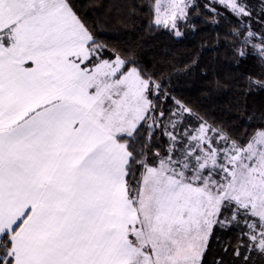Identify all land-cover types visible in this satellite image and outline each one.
Returning a JSON list of instances; mask_svg holds the SVG:
<instances>
[{"label":"snow or ice","instance_id":"snow-or-ice-1","mask_svg":"<svg viewBox=\"0 0 264 264\" xmlns=\"http://www.w3.org/2000/svg\"><path fill=\"white\" fill-rule=\"evenodd\" d=\"M214 3L237 55L264 61L248 0ZM191 7L150 5L176 36ZM108 51L71 0H0V264H204L217 228L237 229L244 264L264 254V126L241 139L193 123Z\"/></svg>","mask_w":264,"mask_h":264},{"label":"trees","instance_id":"trees-1","mask_svg":"<svg viewBox=\"0 0 264 264\" xmlns=\"http://www.w3.org/2000/svg\"><path fill=\"white\" fill-rule=\"evenodd\" d=\"M71 2L97 40L107 46L108 55L115 52L133 61L162 85L160 103L165 109L174 108V99L178 100L192 110L193 122L202 117L233 138L242 139L264 126V88L252 83L264 82V61L251 49L244 58L237 55L240 45L229 35L236 20L224 8L216 9L221 13L217 15L209 10V0H194L185 31L176 36L153 22L152 0ZM248 2L252 30L264 33V23L255 22L261 13L252 6L261 10L262 0ZM237 236L232 230L228 237L233 246Z\"/></svg>","mask_w":264,"mask_h":264},{"label":"rangeland","instance_id":"rangeland-1","mask_svg":"<svg viewBox=\"0 0 264 264\" xmlns=\"http://www.w3.org/2000/svg\"><path fill=\"white\" fill-rule=\"evenodd\" d=\"M210 1V6L212 9H221L222 7H219L216 3H214V0H209ZM255 3L259 0H253ZM194 0H188V3L192 5ZM257 4H253V8L256 9V12H260L256 7ZM190 11V10H189ZM190 20V15L188 12V17L186 21H180L179 23V31L181 34L185 31L184 25L187 24ZM189 30V28H188ZM192 118V117H191ZM190 118V119H191ZM193 122V121H192ZM195 123V122H193ZM232 230H236V228H231L229 230H221L219 228L216 229L213 237L211 238L210 246L209 249L204 257V264H217L218 261H222L223 264H244L243 261V255L241 258L237 259L236 257L233 256V246L232 243L229 241L228 237L231 233ZM237 238V237H236ZM237 241L236 244L238 243L237 239H234V241ZM228 247V251L225 252L224 248ZM242 253L244 255H247V252L242 250ZM247 264H264V254H260L259 252L253 251L251 255L249 256Z\"/></svg>","mask_w":264,"mask_h":264}]
</instances>
